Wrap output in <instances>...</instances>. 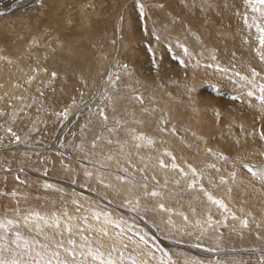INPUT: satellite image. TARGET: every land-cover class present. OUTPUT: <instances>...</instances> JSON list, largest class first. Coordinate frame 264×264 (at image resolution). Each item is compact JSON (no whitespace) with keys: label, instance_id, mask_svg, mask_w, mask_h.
Wrapping results in <instances>:
<instances>
[{"label":"bare ground","instance_id":"bare-ground-1","mask_svg":"<svg viewBox=\"0 0 264 264\" xmlns=\"http://www.w3.org/2000/svg\"><path fill=\"white\" fill-rule=\"evenodd\" d=\"M89 1L98 9L88 0H0V220L15 222L0 229V258L25 252L27 240L70 260L54 247L62 241L75 248V264H99L83 254L88 241L114 264H170L129 235L141 234L126 209L135 206L158 228L190 235L199 256L244 250L260 259L249 264H264V178L248 170L264 169L256 27L264 19L245 0ZM205 86L229 88L234 95L221 99L247 109L211 110ZM222 121L231 131L219 135ZM95 156L106 160L99 169ZM27 252L25 264L31 243ZM178 255L171 264L188 263ZM192 256L190 264L206 261Z\"/></svg>","mask_w":264,"mask_h":264},{"label":"rangeland","instance_id":"rangeland-1","mask_svg":"<svg viewBox=\"0 0 264 264\" xmlns=\"http://www.w3.org/2000/svg\"><path fill=\"white\" fill-rule=\"evenodd\" d=\"M90 2L92 4V10H97L98 9L97 3L88 0V5H89ZM119 2H121V4H123V5L121 6ZM128 3H129L128 0H126V1L125 0H115V1H112V2L111 1H105L104 3H101L100 6H103V7H111L114 4V7L115 6L116 7L120 6L122 8L123 6H125ZM146 9H149V8L143 6V9L141 11L142 14H145ZM86 11H88V10H86ZM166 50H170V49L169 48H166ZM170 53H172V52L170 51ZM167 54H168V52H167ZM175 55H181V53L178 52ZM175 55H173V54L170 55L169 54V57H168L170 59L169 66H173L174 64L175 65H178L177 64V58H176ZM109 58H111V56H109ZM190 58H191V56H190ZM109 61H110L109 62L110 63V67L112 65V70L114 71L115 70V68L113 67L114 61H113L112 58L109 59ZM123 63L124 62L122 61L121 64H123ZM122 67L124 68L125 66L123 65ZM216 68L217 69H223V66L222 65L221 66L220 65H216ZM206 87L207 86L201 87L199 89H200V93L205 94V100H208L209 101L208 103H209V105H211V110H213L214 108L215 109L216 108H219L220 110H223V112H225L228 116H230L231 114L235 113V110L236 109H243V110L247 109V106L244 103H240L238 100H235L234 102H232L230 100H225L224 98L221 99V97L219 95L220 92H224V93H227V94L234 95L233 92H232V90H230L229 88H226V87H214V88H217L218 90L216 89V90H214V92H212V91H209V90L208 91L204 90V88H206ZM139 105H140V103H139ZM102 110H104V109H102ZM212 125L214 126L215 124L213 123ZM217 125H218V128H219V131H218L219 135L220 134H225V133H228L229 131H231V127H230V124H229L228 121H225V122L222 121V122L218 123ZM224 125H228V130H226V131H223L222 130V128H223ZM236 130H238V128H236ZM16 138H14L15 139V142L13 144H19L20 143L19 141H21V139L19 138V140L16 142V140H17ZM95 158H96V160H95V163L96 164L94 163L95 164V167H98V164L100 165V161H101V163L103 161H106L105 159H103V157L95 156ZM84 161H87V159H84ZM236 161H237V164L238 165H240V164H242V162H244L243 160H241L240 157H237L236 158ZM246 163H250V161H247ZM255 165H257V164H255ZM249 167L250 168H253V169H257L256 166L249 165ZM99 168L100 167H98V169ZM103 168H105V167H103ZM104 171H106V170H104ZM110 171H112V169ZM173 183H176V182H173ZM72 190L74 191L75 189H72ZM76 193H78V194L79 193L80 194L83 193V195L81 194L82 197H85V198H89L91 200H94L93 197H92L94 194H92V196H91V195L88 194L89 193L88 191H86V193L85 192H78L77 191ZM126 209H127V211H130V213H135V214L138 215V219H135L134 218V221H136V223L133 224L132 226L136 230H138L137 232H140L142 234L143 238H142L141 234L138 235L139 233H136V234H133V235L129 234V235L131 236V238H133L135 240L138 239L137 241H139V242L140 241H143L142 244L145 243L144 245L147 246L146 248H149V250L152 253V255L155 254L157 257L163 258V259H166L167 258L166 260H168V262L171 261L170 264L174 261V257H175L174 256V253H178L179 254L178 255V256H180L179 257V260L181 259L183 261H187L188 263H186V264H190L191 263L190 262L191 261L190 260V257L188 258V254L191 255V256L194 254L192 257H195V261L197 260L198 257L199 258L200 257H203V256H199L195 251H193V250H197L198 251L199 250L198 247L200 248V246L199 245H196V243L193 244L191 241L189 242V240L191 239V236L190 235H189L190 237L187 235L189 237V239H188L187 236H185L184 233L181 236L172 235L173 231H171L172 230L171 228L170 229L163 228L164 229V232H163L162 231L163 229H162L161 226H160L161 228H158L156 222L153 223V220L152 219L151 220L150 219H147L148 218V213L143 208H141L139 210V208H137L135 206L133 208H132V206L131 207L128 206V207H126ZM144 211H146V212H144ZM111 220H113V219H111ZM127 226L130 227L131 225L128 223ZM156 227L158 228V231H155V230H157ZM142 230H144V231H142ZM155 233H156V235H155ZM140 236H141V238H140ZM138 237L140 238V240H139ZM184 237H185V239H183ZM188 244H190V245L188 246ZM187 246H188V248H187ZM150 247H152L153 249H151ZM181 248H183V250ZM189 248H190V250H189ZM226 250L227 249H223V248H219L218 250H214L215 251L214 256L200 258V259H203V260L205 259L206 260V261H204V263H203V260H199V261H201L203 264H206L205 262H207V264H236V262H238V261H236L233 257L234 256H237L238 254H240L239 258H241V260H242L241 262L239 261L238 264H249L248 262L260 260V259H256L255 257H248V255H252L253 254L252 252L250 253V251L237 250V251H233L234 252L233 253L231 250H227V251ZM182 251H184V252L182 253ZM228 251H230V252H228ZM243 251L244 252H247V253H250V254L244 255V254H242ZM170 252H172V254ZM235 252H236V254H235ZM184 253L187 255L186 257H185V254ZM241 255H242V257H241ZM184 264H185V262H184Z\"/></svg>","mask_w":264,"mask_h":264},{"label":"snow or ice","instance_id":"snow-or-ice-1","mask_svg":"<svg viewBox=\"0 0 264 264\" xmlns=\"http://www.w3.org/2000/svg\"><path fill=\"white\" fill-rule=\"evenodd\" d=\"M245 3L250 5L252 12L259 13L260 17L262 19H264V0H245ZM245 23H247L246 17H245ZM256 27H257V32L259 33V36H258L259 44H260V46L264 47V25H257ZM185 53L187 54V49H185ZM254 75H255V73H254ZM259 91L261 92V96L259 97V99L262 103H264V86H261ZM248 95L251 96L252 93L249 92ZM101 115H103V112H101ZM9 131H11V130H9ZM136 138L137 139H144V137H142V136H139ZM261 138L264 139V136H262ZM16 139L19 140V137H17ZM148 143L151 144V140H149ZM248 170L252 173L253 176L259 175L261 178H264V169H261L258 173L256 171H253L251 168H249ZM151 194L153 196L156 195L155 192H153ZM31 217H33L37 220L44 219L43 217H40L39 214H37V213H32ZM24 221H25L26 226H28L31 223L29 216H25ZM14 223L15 222L11 219L0 220V229H3L6 233L9 229V226L14 225ZM44 223L46 226L55 225L58 227V223L55 220H53V225H49L47 220H44ZM37 231H42V229H40L39 226H37ZM65 232L70 233L71 229L65 228ZM103 235L107 236L108 233L104 232ZM3 238H4L3 236H0V240H2ZM45 238L47 239V237H45ZM19 239H20V237L17 234V239L12 241V242L17 243L19 241ZM81 239H84V238L81 237ZM30 243L32 244V250L34 251L35 256H34L33 260H28L27 264H53L54 261H55V264H75L76 256H77V252H76L75 248H71V249L66 248L62 241H55L54 247L56 249H63L67 253L68 257L71 258L70 260L69 259H61L59 254H58V251H49L48 245H41V247L44 249L43 253H41L39 251H35V243L27 241V240L24 241V245H23L25 248V252H23V253L13 252V257L11 259L0 258V264H25L24 256L28 255L27 246ZM85 243H87L89 245L87 248V252L83 253L86 257H90L92 261H98L99 264H114L111 253H109L106 257L104 255V253L101 252L100 248L103 247L102 244L100 245V247L94 249L88 241H85ZM67 244L73 245L74 241L71 238H69L67 241ZM17 247H20V245L18 243H17ZM113 251H115V249H113ZM17 256H19L20 259H17L16 258ZM36 257H38L39 259H35ZM121 259H123L122 255H121ZM81 264H83V262H81ZM133 264H134V262H133Z\"/></svg>","mask_w":264,"mask_h":264}]
</instances>
